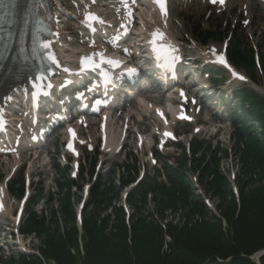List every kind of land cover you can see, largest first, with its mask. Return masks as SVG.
<instances>
[{
	"label": "trees",
	"instance_id": "trees-1",
	"mask_svg": "<svg viewBox=\"0 0 264 264\" xmlns=\"http://www.w3.org/2000/svg\"><path fill=\"white\" fill-rule=\"evenodd\" d=\"M253 53L252 49L244 50L235 36L228 57L234 65L253 74ZM260 60L264 76V48ZM235 96L242 105L243 123L236 130L234 150L240 165L236 178L239 206L221 169V161L227 159L226 151L218 145L195 159L196 150H192L190 167L185 162L177 168L164 165L166 184L147 181L128 196L132 210L129 227L122 208L112 207L120 189L100 180L91 197L93 210L85 215L82 223L83 256H79L69 188L72 182L63 174V181L57 185L62 232L54 212H50L46 223L43 216L29 207L21 232L33 233L42 239L37 248L41 259L16 254L1 257L0 264H257L251 257L264 251V189L259 185L246 192L244 188L264 181V107L246 91H239ZM127 174V178L121 177V187L131 182L128 171ZM189 174L197 176L205 194L212 192L224 203L218 214L227 230H223L222 221L208 211L202 197L193 193ZM16 191L21 193V189ZM149 195L160 220L166 221L168 212L180 214L177 224H166L165 235L170 242L165 249L164 233L154 219V212L149 210ZM39 198L40 195L34 202ZM109 208H112L111 215L106 214ZM259 264H264V253Z\"/></svg>",
	"mask_w": 264,
	"mask_h": 264
},
{
	"label": "rangeland",
	"instance_id": "rangeland-1",
	"mask_svg": "<svg viewBox=\"0 0 264 264\" xmlns=\"http://www.w3.org/2000/svg\"><path fill=\"white\" fill-rule=\"evenodd\" d=\"M175 1V0H174ZM180 1V0H179ZM195 1L199 0H187V3L194 2L193 4L189 5L187 8H181L179 9L178 14H174L172 17V27L171 31L175 35V37L178 39L184 54L186 57H189L192 59L195 64L196 68L199 70H203L204 73H207L209 68L206 66V63L203 64L202 60H200L198 53L193 49L195 45L200 48L202 52L208 51L210 46H217L221 47L222 44L227 40L228 35H230L231 32L236 31L238 36L240 37L241 44L245 49H248L253 46H257L260 49L264 48V13L262 12L261 8L256 4V0H240L237 4L232 5L230 7H226L223 10H219L216 8H208L205 7V5H202L200 3H195ZM76 2V3H75ZM79 1L78 0H62L63 8L61 10L65 13L64 19H62V26L64 28V31L62 32L65 37L70 38L75 45V42H80V39L76 35L77 31V22L81 21V17L77 15V11L75 8H79ZM245 3V4H242ZM75 4H78V7L75 6ZM173 6V5H172ZM173 8V7H172ZM105 13H107L105 11ZM246 14L248 16V19H246ZM113 19H116L115 17ZM249 21L248 24H245V21ZM194 30V33H193ZM199 31V35L196 34ZM219 33V36H218ZM204 35L205 38L209 39V41L205 40L203 45L201 46L200 40L201 37ZM79 51V49H78ZM238 72H241L242 74H247L243 69H237ZM213 71H217V74L220 75L221 83L217 81L214 83L212 81V77L205 78V83L210 86L209 87V93L213 94V97L217 100L221 95L224 93H228V104L232 105L233 109L237 112L239 110V106L237 105L236 100H231L229 97L231 92L234 91L236 88H240L239 84H234L233 82H230L228 79V75L225 72H222V69H213ZM248 75V74H247ZM255 81L258 87L264 88V82L259 75V73H255ZM212 84H215L212 85ZM214 86V87H212ZM244 89H246L249 93L255 95L257 99H259L261 102L264 103V94L258 93L254 90V88L248 84L244 86ZM218 104V102H217ZM134 108V107H133ZM131 108V109H133ZM135 109V108H134ZM195 113L197 114V122L192 125H186V124H175L173 126V130L176 133L177 136H180L179 140L182 141L181 145H187L190 138L194 137L197 140L206 141L207 144L211 145V149L214 148L213 146H216V143L221 144L222 149L226 151L228 159L222 160L221 162V169L222 171L229 176V188L230 191L234 190L235 184L233 183V177L235 175V182L237 183L236 178L240 174V165L238 163V159L236 157L235 151H234V145H235V132H234V124L232 122V119H230V116L228 118H222L224 121L220 124L221 128L219 133L215 138H210L208 140L210 135L214 134L213 130V123L210 118L203 116L198 110L193 109ZM128 113H130L131 110H127ZM138 113V109L136 108V111H133L132 114L136 116ZM138 119V118H137ZM237 120V119H236ZM153 122V116L152 114L148 115L147 118H144V121L142 124L138 125L137 122L133 119L134 126H138L140 130H144L146 137L150 138L153 137V133H151V127ZM218 123V121H217ZM236 123H239L236 121ZM112 126L114 129V132H116L117 129V122H112ZM197 127L200 129V133L194 134L193 130ZM134 128L131 127V130L133 131ZM129 139L127 141V144L125 148L123 149L122 153L118 156H108L101 154L99 161H103L102 165L105 164L104 167H101L98 173L103 174L102 177L107 180H112L116 183V176L117 172L114 169V173L109 171L111 168V164H113L112 169L114 165H117L118 163H121L124 160V156L130 153H133L134 156L137 158V163L139 165L140 173L145 174L146 176H150V179H152L153 175H155V169H157L161 162L169 160L171 163L174 164L173 159L175 157H178L180 155V152L178 151V145H170L168 148L160 154V157L155 158L157 165L156 167H152L150 165V162L148 161V158L146 157L148 151L144 148L142 151L135 150L134 146V139H133V133L129 131ZM83 136L85 139H88L90 137L92 140L96 139L97 131L95 127H89L87 130H83ZM52 145L48 149V158L47 160H36L33 166H32V185L33 190H31V195L33 196L34 193H36V183H39L38 187H41L40 189L43 191L42 194V200L38 203L35 210H43L47 216V212L49 210H52L56 214L59 212V202L57 197V189L56 184L58 183L60 179V172L59 170L61 168L58 167L60 165V155H59V144L61 140V135L56 134L52 136ZM55 150L56 157L52 158V152ZM92 157V153L89 154L83 150V161H81V166L86 167V169L89 168L90 159ZM180 162V161H179ZM38 166V167H36ZM108 169V170H107ZM5 170V166L0 163V173L1 176H3ZM111 170V169H110ZM25 169H21L18 171V174L16 175V179L13 181L17 184H20L22 175L24 173ZM110 172V173H109ZM38 176V177H36ZM189 177L192 178V180H195V176L189 175ZM79 179V178H78ZM163 179V175H162ZM90 186H92L91 182ZM84 185L85 182L83 183ZM259 185L264 189V181L256 184H249L248 187L244 188L246 192H250L254 190V188H258ZM195 188V186H194ZM34 189L36 191H34ZM196 192L195 194L198 196H204L203 203L206 205L209 212H215L218 216V213L220 214V210L222 211L224 207V203H222L221 199L214 195L212 192L205 194V188L203 185H197L196 186ZM50 195H53V200L51 202L47 201L48 197ZM233 195V194H232ZM77 197H80L79 191L75 192L74 189L72 190V200L74 201V206H76L77 203ZM228 203V199L226 200ZM14 208V207H13ZM93 207L92 205L88 204L85 215L89 211H92ZM149 210L151 212H154V219L158 222L160 220L157 217V214L155 212V209L153 207V203L150 202ZM107 214V212H106ZM208 218V216H205ZM49 219V217H47ZM180 219V214L176 213H167L166 215V222L167 223H178ZM165 221V220H163ZM1 233V232H0ZM42 244V239L39 237H33V236H27L23 239V244H20V246H16V248L10 247L7 249V252H9L10 249H16V250H23L27 252H33L36 251V248L40 247ZM5 250L3 252H0V258L3 256V254L7 253ZM11 254V252H9ZM81 255V254H80ZM255 257V256H254Z\"/></svg>",
	"mask_w": 264,
	"mask_h": 264
},
{
	"label": "bare ground",
	"instance_id": "bare-ground-1",
	"mask_svg": "<svg viewBox=\"0 0 264 264\" xmlns=\"http://www.w3.org/2000/svg\"><path fill=\"white\" fill-rule=\"evenodd\" d=\"M82 4V11H89L90 9H98L96 5L92 4L91 1H85V0H79ZM105 1H113V4L110 5L112 6L113 10L115 12V14H111L112 16L117 17L118 19H120L118 21V25L120 24H124L125 25V30L130 29V26L132 24H134V20H138L140 23L136 24V26H138V30L141 33V35L144 33H148L155 30V28L160 27L161 28V33H163V36L165 37L166 41L170 40L173 43L176 44V40L173 39L174 36L171 32V27H172V16L174 14H178L179 12V8H183L181 6V4L187 2V0H168L169 2V7L167 9L168 13L166 17H162L163 20H165V22H160L158 20V18H160V16L158 15L160 12L159 10H157V8L152 7L151 5H149V1L145 0L144 2V8L143 9H138V11L135 9V4L136 6L138 5V0H105ZM239 0H226L225 5H235L238 3ZM203 3L208 2L207 0H202ZM172 3V5L170 4ZM187 5V3H186ZM221 6V5H219ZM264 6V5H263ZM173 7V8H172ZM61 8H63V4H62V0H54V4H53V10L55 15L57 16L58 19H64L65 17V13L61 10ZM264 8V7H263ZM100 9V7H99ZM108 9H110V7H108ZM107 16H110V14H107ZM110 16V17H112ZM109 20V19H106ZM61 27V26H60ZM81 28H83V26H81ZM108 30L110 28H114L112 26V23L110 22L108 27H106ZM62 31V28H61ZM149 34V35H150ZM59 38V43H60V52L61 54H63L64 56H70L73 60H75L78 55L75 53H71L69 49H72L70 47L74 46V42L68 38L65 37L64 35L62 36L61 34L58 36ZM57 41V42H58ZM76 45L79 46H86L85 40H80V42H75ZM192 49H194L198 55L200 57H203L206 60H212V53H206V52H202L200 50L199 47L195 46ZM182 50L177 46L176 47V55L174 56L175 60H179L180 59V54L179 52H181ZM215 51V55L220 58L222 57L221 55V48L215 47L214 49ZM206 56V57H205ZM61 76V74L59 73L58 75H56V79L59 78ZM21 77H18V79H15L14 83L9 84V85H3L0 88V93H2V101H4L3 103V107L4 104L6 106V110H10L12 103H9L8 101L11 100V98H13V100L15 102H17L18 100H20L21 102H24L26 100H28L29 97H27L26 95V90L24 89L25 86L20 84L21 81ZM249 81V80H248ZM252 84V83H250ZM254 89L260 93H263V89L261 87H257L254 85ZM14 102V103H15ZM142 111H144L146 114L147 112L151 109V105L145 102H142V105L139 106ZM176 109H174V107H169V112L173 115L175 113ZM174 120V119H173ZM85 122V121H83ZM163 134L164 133H170V136H173V133L171 131V127L168 124L167 126L163 127ZM105 135L108 136V139L106 141V145L104 147V151L108 152V153H113L115 150H117L120 146V137L117 138L113 133H112V129L109 125L106 126L105 128ZM166 140H164L163 138H161V142H165ZM151 140L150 138H143V141L141 143L142 147H145L147 150H149V147L151 145ZM21 157L19 156V159ZM15 164V163H14ZM2 199L4 200V205L2 206L1 212H0V221H6L7 217L10 215V210L9 208L6 206L5 204V192L4 190H2Z\"/></svg>",
	"mask_w": 264,
	"mask_h": 264
},
{
	"label": "snow or ice",
	"instance_id": "snow-or-ice-1",
	"mask_svg": "<svg viewBox=\"0 0 264 264\" xmlns=\"http://www.w3.org/2000/svg\"><path fill=\"white\" fill-rule=\"evenodd\" d=\"M155 3H157L161 9L162 14L166 15V4H165V0H154ZM212 3H217V0H211ZM218 2L223 5L224 0H218ZM85 21L88 23V26H91V23L95 22V23H103V21H101L98 17L92 15V14H87L85 16ZM157 39H163V34L161 33H154L153 34V43H155V41ZM45 48L48 47L47 44L44 45ZM175 51V50H174ZM212 55H215V51H212ZM50 59H52L53 63H55V59L53 57H49ZM218 63L221 64H225V61L223 60L222 57H220L217 60ZM108 63H111L110 61ZM240 79H243V77H239ZM181 96H183V93H181ZM181 119H185L186 117L181 116ZM166 136L170 135V133H165Z\"/></svg>",
	"mask_w": 264,
	"mask_h": 264
},
{
	"label": "water",
	"instance_id": "water-1",
	"mask_svg": "<svg viewBox=\"0 0 264 264\" xmlns=\"http://www.w3.org/2000/svg\"><path fill=\"white\" fill-rule=\"evenodd\" d=\"M259 254H260V253H257V254L255 255V257H254V258H252V260H255V259H256V257H257V256H259Z\"/></svg>",
	"mask_w": 264,
	"mask_h": 264
}]
</instances>
